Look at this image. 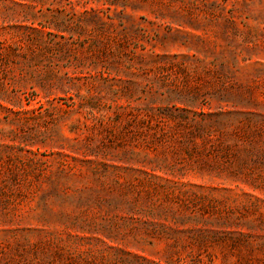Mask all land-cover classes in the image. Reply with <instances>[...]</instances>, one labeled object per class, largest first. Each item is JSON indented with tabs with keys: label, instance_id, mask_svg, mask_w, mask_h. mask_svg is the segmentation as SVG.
<instances>
[{
	"label": "rangeland",
	"instance_id": "374dc122",
	"mask_svg": "<svg viewBox=\"0 0 264 264\" xmlns=\"http://www.w3.org/2000/svg\"><path fill=\"white\" fill-rule=\"evenodd\" d=\"M0 264H264V0H0Z\"/></svg>",
	"mask_w": 264,
	"mask_h": 264
}]
</instances>
